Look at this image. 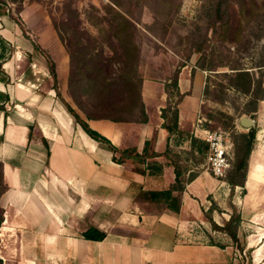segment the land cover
Segmentation results:
<instances>
[{"label":"crops","instance_id":"1","mask_svg":"<svg viewBox=\"0 0 264 264\" xmlns=\"http://www.w3.org/2000/svg\"><path fill=\"white\" fill-rule=\"evenodd\" d=\"M24 4L6 11L5 0L0 2L1 263L232 264L229 245L191 239L198 233L197 222H204L208 194L224 190L228 214L220 223L213 216L208 221L222 225L233 204L242 230L236 236L245 241L239 251L250 247L253 264H264V140L256 141L254 134L243 183L230 194V184L204 165L203 130L210 129L199 114L204 70L158 59L141 70L143 119L88 116L67 97L68 52L41 10ZM175 68L170 91L167 83ZM52 78L59 96L88 126L118 149L128 148L127 154L113 153L80 127L52 83L46 85ZM176 92L173 123L168 104ZM249 112L255 114L258 107ZM240 116L233 123L246 130ZM235 186L242 191L237 199ZM150 190H169V195L150 196ZM252 226L258 227V236ZM88 227L104 236L82 237ZM204 229L209 235L226 233Z\"/></svg>","mask_w":264,"mask_h":264},{"label":"rangeland","instance_id":"2","mask_svg":"<svg viewBox=\"0 0 264 264\" xmlns=\"http://www.w3.org/2000/svg\"><path fill=\"white\" fill-rule=\"evenodd\" d=\"M208 2L209 0H14L13 6L17 10L25 3V6L31 5L41 10L45 22L53 29L55 37L69 55L67 97L85 112L99 115L106 109L107 101L119 102L126 99L128 87L124 78L117 74L120 69L128 70L131 67L133 54L136 55L132 77L134 82H137V78L141 81V70L149 68L147 64L155 63L158 59L162 63L168 60L175 66L190 63L203 69L205 74L199 106L200 120L212 130L226 131L228 136V125L232 121L240 115H250L257 123L256 141L263 143L264 96L257 101L258 112H242L248 109V96L230 85V74L235 69L229 66H241L254 75L260 74L264 84L263 31H259L260 34L257 35L261 25L257 20L264 16V0H243L241 8L238 4L231 3L227 23L215 28L206 25L204 10ZM37 18L40 22V18ZM19 25L23 29L21 20ZM26 38L34 39L35 36L27 35ZM46 60L49 63L50 60ZM259 63L262 64L258 65ZM171 74L167 83L170 91L174 90L170 81ZM50 83L59 95L56 80L52 78L46 81V85ZM58 99L62 98L58 96ZM176 99L172 94L170 101L173 103L168 106H174ZM233 129L243 130L234 123ZM248 159L250 161L249 156ZM227 171L217 177L224 179ZM239 176L238 171L233 178ZM225 183L228 184L226 181ZM225 194L224 190L208 194L210 202L202 210L204 222H197V236L194 234L191 239L229 245L232 264H247L244 252L235 249L236 245L226 233L213 231L209 235L204 229H212L211 221H208L211 216L220 223L222 216L228 214V209H225ZM238 195H242V191L235 186L233 198L237 199ZM238 223V219H234L230 227L241 237L242 230L238 228ZM250 230L254 236H258L257 226H252ZM255 258L258 261V256Z\"/></svg>","mask_w":264,"mask_h":264},{"label":"trees","instance_id":"3","mask_svg":"<svg viewBox=\"0 0 264 264\" xmlns=\"http://www.w3.org/2000/svg\"><path fill=\"white\" fill-rule=\"evenodd\" d=\"M2 1L4 0H0V2ZM231 3L238 4L239 8H241L244 5L243 0H209L204 10L206 16V25L213 28H215L217 25L218 26L225 25L229 17V6ZM262 15H264V13H262ZM261 17H263L261 18V20L260 19L257 20L259 25L261 23L260 28H258L257 35L260 34L259 31H263L262 34L264 37V16ZM17 21L18 23H20V20L17 19ZM135 57L136 55L133 54V61L131 62V67L128 70L120 69L117 74L118 77L124 78L126 86L128 87L126 93L127 95L126 99L119 102L107 101L105 105L107 106L106 109L100 112L98 116L108 117L111 119L126 118L131 120H140L144 118L143 107L139 93L140 78L136 79L137 82H134L132 80L133 74L135 72V67L133 66L135 64L134 63ZM260 64L262 63H259L258 65ZM48 68L52 76H54L53 64L51 61H49ZM229 68L235 69V71H231L232 73L230 74V85L248 96V101H249L248 109L242 112L255 111L258 99H261L264 96V84L262 83L261 75L258 73L257 75H254L253 72L247 69H243L241 68V66L230 65ZM176 73H177V69H174L170 77L171 84L174 87L176 82ZM176 93L178 98L180 94L178 92ZM61 102L64 105L66 111L73 117V119L80 125V127L90 137L100 142L104 147L111 150L113 153L118 152L119 156L120 155L124 156V154H127L128 148L118 149L116 146L111 144L106 137L98 133L96 130L90 128L86 123V121L83 118H81L78 115V113L66 101L61 99ZM1 107L2 106L0 105V108ZM171 112H172L173 123H175L176 110L174 106ZM85 113L88 116L92 115L88 112ZM92 116H96V115H92ZM256 124L257 123L254 122V125L249 126L246 130H234L233 121L228 125V128L230 129V133L228 134V137L231 142L232 156L230 159V166L227 169L228 171L226 170L228 173L226 174L224 179L230 184V194L232 193V187L235 184L242 185L243 183L245 172L248 169L247 157L254 140ZM27 126L31 130V124H27ZM42 140L44 145V155L46 157L48 154V148L43 138ZM206 146L207 144L205 142L203 143L202 148L206 149ZM112 159L117 161L119 157L113 155ZM0 166H1V162H0ZM238 171L240 173L239 178L236 179L233 178L235 177ZM4 188L5 186L2 182V176L0 170V193L4 190ZM155 194L166 197L167 195H169V190L149 191L150 196H153ZM229 205H230V214L228 219H226L222 223V225H217L211 221V226L215 229L225 231L229 235L230 239L235 243L236 248L238 250H242L245 243L244 239L239 240L235 232L230 227V223L234 219H238L239 214L236 211V208L233 204L229 203ZM174 209H177V206H175ZM1 219H2V208L0 207V221ZM80 235L85 238L101 239L104 236V232L95 227H88L85 230H83L80 233ZM243 254L246 256V263L252 264L253 260H252L251 248L246 247ZM262 260L264 261V256L262 257ZM0 264H2L1 259H0Z\"/></svg>","mask_w":264,"mask_h":264},{"label":"built area","instance_id":"4","mask_svg":"<svg viewBox=\"0 0 264 264\" xmlns=\"http://www.w3.org/2000/svg\"><path fill=\"white\" fill-rule=\"evenodd\" d=\"M25 1V0H21ZM47 2L51 0H38ZM5 10L8 11L14 5L13 1H7ZM203 139L207 146L205 150L204 163L205 168L210 170L214 176H222L230 166L231 143L223 130H203Z\"/></svg>","mask_w":264,"mask_h":264},{"label":"water","instance_id":"5","mask_svg":"<svg viewBox=\"0 0 264 264\" xmlns=\"http://www.w3.org/2000/svg\"><path fill=\"white\" fill-rule=\"evenodd\" d=\"M239 122H240L241 126L248 128L250 125H252L253 119H251L250 117H247V116H240Z\"/></svg>","mask_w":264,"mask_h":264}]
</instances>
